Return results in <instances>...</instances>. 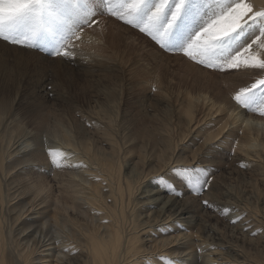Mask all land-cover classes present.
<instances>
[{"label": "rangeland", "instance_id": "374dc122", "mask_svg": "<svg viewBox=\"0 0 264 264\" xmlns=\"http://www.w3.org/2000/svg\"><path fill=\"white\" fill-rule=\"evenodd\" d=\"M49 1L50 5L46 6ZM56 1L43 0L40 17L41 26L34 34L27 26L21 25L6 33V38H0V56H4L3 59H0V102L8 104V114H16L20 122L29 126H32L31 122L34 121L32 119L34 114L30 112H36L39 109H45L49 116L56 115L59 119L62 117L67 119L78 130H85L90 126L84 117L94 113V111L101 112L103 110V114L115 120L120 115L122 120L118 124L122 125V131L117 132L118 138L114 136L118 146H120L119 153L115 155V158L124 163L132 157L141 168L139 170L144 169L146 173H152L153 168L148 164L158 158L159 147L168 136L174 134L177 141H180L177 126H179V120L185 118V111L192 95H197L203 87H208L205 92L217 93L219 89L224 90V87L229 90L230 85L227 86L230 84L229 80L236 75H239L243 81L235 88L239 86L251 88V85L257 80L264 79V71L252 70L254 72H251V70H245L243 59L241 66L236 69L229 68L228 62L225 61L234 56L238 50L243 53L242 47H247L246 44L248 43L252 45L251 49L256 50V37L261 30L259 22H249L228 39L221 41V46L210 54L213 59L196 48H188L212 20L231 6L225 2L229 0H168L165 9L155 18H151L152 13L160 0H144L141 8L134 15L133 25L126 23L128 17L120 19L119 13L110 15V13L122 11L127 0H88L90 4L85 5V8L89 7L90 17L76 15V22L73 25L66 27L67 29L61 26L60 36L55 33L54 24L51 25L54 20H50L53 17L52 14L48 15L49 10L53 7L52 11L58 13L60 9L77 3L78 6L75 10L81 12L82 2H87V0H77V2L71 0L73 4H69V0ZM58 1L60 2L58 3ZM262 1L261 5L264 6V0ZM247 2L249 3L250 0ZM58 5H62V8ZM257 10L260 9L256 8L255 10L253 7V12ZM247 19L248 16L243 17L240 23L243 24L244 20ZM91 20L92 22L89 23ZM145 26L151 35L162 43L163 47L140 31V28ZM76 33L77 36L75 37ZM84 34L89 39L88 43L82 38ZM54 36L55 38L62 36L60 38L61 43H55ZM70 39L71 41H69ZM260 39L264 40V37ZM14 41L30 42V46H21ZM68 41L67 50L72 53H74L72 50L77 47L86 50L87 53H96L99 57H103L104 53L109 50L113 62L103 63V67L98 70L94 68L88 70L84 66L85 62L89 60L88 55L82 57L74 53L72 59L55 57L53 53L64 47ZM114 44L119 47L118 51L113 52L111 50ZM17 50L20 54L16 53ZM165 50H175L176 52ZM189 52L192 54L189 55ZM16 56L19 58L17 59ZM201 61L204 63L202 64ZM209 64L212 66L209 67ZM248 75L249 77H247ZM199 81L204 85L195 89ZM263 96L264 85H260L252 89L244 98V106L237 102L229 103L233 105L235 103L240 110L246 113H251L250 109L253 112L263 113L261 115L263 117ZM202 103L205 104L197 103L194 107L198 118L204 119L200 126L201 129L199 128L201 133L194 136L195 134L192 132L188 136L187 142L183 141L182 145H189L191 149L204 147L198 149H202V159L205 160V157L208 159L206 161L209 162L212 170L206 169L202 164L200 167L196 163L199 169L197 167L193 176L194 180L192 178L188 181V179L182 178L172 171L170 175L166 176L165 173L163 176H157L158 179L155 178L154 183L151 181V184H157V187L163 189V187L169 186L171 182L175 184L178 191L187 190L189 197L199 199L200 205L201 200L205 199L207 196L205 194L209 190L212 193L207 192V194L212 197L218 198L219 196L222 200H234V203L245 210L239 212L242 213L239 219H230L227 216L229 210L228 212L222 210L215 212L212 208L201 205L206 208L198 211L199 215L201 213L202 221L200 220L199 223L190 227L191 234L195 239L199 238V234L204 236L201 237L200 235V238L208 237L209 239V232L203 228L212 225L220 237L210 246L217 244L221 250L225 249L224 251L228 254L226 253L224 256L227 255L229 262H235L236 255L227 249L226 245L242 249L250 261L254 259L257 264H264V147H261L262 153L259 157L251 156L249 158L245 152L247 157L239 149L240 137H238L239 139L235 138V142L232 138L229 142L226 136L223 137L222 140L224 141L218 143L219 148L216 147V141L213 140V142L209 141L204 144L206 133L215 130L213 128L216 125L213 124V127L211 123L206 124L207 121H211L206 115L208 113L206 104L209 102ZM225 104L226 102H218L222 108ZM217 106L214 110L217 109ZM76 108H81L82 111L75 112ZM221 113H214L212 119L217 120V117L218 121L229 119L227 110ZM167 122H170L171 127L176 132L167 134L165 130ZM232 127L233 125L228 126L226 131ZM135 131L142 132L145 136L133 138L131 134ZM243 132L244 130H240L238 134L242 136ZM222 136H219L218 139ZM154 140L155 142H153ZM174 143L176 146V140ZM150 144L154 145L155 149L151 157L147 159L143 156L151 151ZM126 151H129L127 153H131L133 156L126 154ZM217 153L220 156L218 159L215 158ZM125 155H127V159H124ZM211 161L213 163H210ZM39 171L40 173L42 171L44 175L46 174V178L53 184L60 179L58 176H54L55 170L50 171L49 168H44V170L40 169ZM123 171L122 169V173ZM202 173L210 175L208 177L209 183L205 186V191L202 194L193 195L194 185H196V183L194 184L195 178L200 181L205 178ZM165 176L166 181L164 180ZM1 177H3L2 174ZM178 183L182 185L179 187ZM220 183L225 184V186ZM197 203H191L193 209H199ZM231 210L232 213L237 212L236 204ZM243 218L247 223L250 221L249 224L253 226L251 227L255 229L254 231L251 230L250 232L251 228L249 231L239 228L238 220H243ZM161 234L159 231L155 236ZM196 250L195 257L198 262L204 258L205 251H211L210 247L207 249L197 248Z\"/></svg>", "mask_w": 264, "mask_h": 264}, {"label": "bare ground", "instance_id": "6f19581e", "mask_svg": "<svg viewBox=\"0 0 264 264\" xmlns=\"http://www.w3.org/2000/svg\"><path fill=\"white\" fill-rule=\"evenodd\" d=\"M225 2L232 5L234 0ZM249 3L255 7V10L256 8L262 10L264 7L261 5L262 0H250ZM69 4H73L71 0ZM82 4L81 12L75 10L78 6L76 3L73 6L64 7L65 9L57 8L58 13L52 11L51 5L52 9L49 10L48 15L52 14L53 19L47 18L54 20L50 24H54L57 35L60 36L62 27L66 28L76 22V15L90 17L89 7L85 8V5H89L90 2L87 0ZM47 5H50V1L46 3ZM60 6L62 8V5ZM60 38L54 36L55 40H53L56 41L55 43H61ZM82 38L88 43L89 39L85 34ZM111 50L118 51L119 47L114 44ZM251 50L261 51L257 47L256 50ZM72 51L82 57L88 55L89 60L84 64L88 70L92 68L98 70L103 67V63L113 62L109 50L103 57H99L96 53H87L86 50L77 47ZM0 57L3 59L4 56ZM16 58L19 57L16 56ZM60 58L64 59V57ZM251 72L254 71L251 70ZM241 81L243 79L236 75L229 80L230 84L227 85H230L229 90L224 87V90L219 89L217 93L205 92L208 87H203L199 89L197 95L191 96L185 118L179 120V126H177L180 141H177L174 134L163 141L159 147L158 158L148 164L153 168L152 173H146L144 169L139 170L141 168L132 157L124 163L115 158L120 146L114 136L118 134V131H122V125L118 124L122 120L120 115L115 120L103 114V110L94 111L87 116L84 114L90 126L85 130H78L67 119L63 117L59 119L56 115L49 116L45 109H39L36 112H30L34 114L32 127L20 122L16 114H8V104L1 101L0 264H169L170 261L175 260L176 264H202L203 262L205 264H257L254 259L250 261L242 249L226 245L227 249L236 255L235 262H229L227 255L224 256L227 253L225 249L221 250L217 244L210 246L220 237L212 225L203 228L209 232L210 240L208 237L200 238L199 233V238L195 239L191 234L190 227L201 220L202 216L200 212V215L198 214V211L206 209L203 207L212 208L215 212L229 210V215H226L230 219H239L242 214L239 212H243L244 209L234 203V200L224 198L222 200L219 196L212 197L207 194L211 192L209 190L205 194L207 195L205 199L201 200V205H204L202 204L204 200L210 203L202 207L199 199L187 195V190L179 191L184 196L183 199H178L175 194H169V186L161 189L156 186L157 184H153L154 186L151 184L155 178L158 179L157 176H163L165 173L166 176L172 174L173 166H191L198 163L199 166L202 164L206 169L212 170L211 165L206 161L208 159L206 157L205 160L202 159L204 147L201 146L200 150L198 148L201 147L191 149L189 145H182L192 132L194 136L201 133L199 128L204 119L201 120L195 114L194 107L197 103L209 102L206 104L208 108L206 115L211 121H207L206 124L219 126L217 128L213 125L215 130L206 133L204 144L213 140L219 148L218 143L224 141L223 137L226 136L229 142L231 138L235 142V138L240 137L239 149L243 151V154L245 152L249 158L260 156L261 147H264V115L261 117L263 113L253 112L251 109L252 114L246 113L235 103L234 105L229 103L236 102L234 97L242 87L235 88V86L241 84ZM203 85L199 81L195 89ZM218 102H226V104L222 108ZM216 106L217 109L214 110ZM254 109L257 108L254 107ZM224 110L228 111L229 119L224 121L223 119L218 121V117L217 120L212 119L214 113L222 114ZM74 111H82V109L76 108ZM232 125L233 127L226 131V128ZM165 130L167 134L176 132L170 122L165 124ZM240 130H244L242 136L238 134ZM131 135L133 138L145 136L139 131ZM221 135L223 136L218 139ZM150 149L151 151L147 152L144 158L151 157L155 146L150 144ZM51 150L57 153L56 164H53L52 158L48 155ZM127 152L129 151L125 153L133 156ZM215 158H220L218 153ZM215 158L213 157L214 161H216ZM124 159H127V155ZM212 161L210 163H213ZM44 168H49L50 171L55 170L54 176H58L59 181L55 184L51 183L46 178V174L39 171ZM196 179L194 184L197 183ZM178 184L179 187L182 185ZM220 184L225 186L223 183ZM217 185L215 187H218ZM190 198L192 199L189 200ZM192 202H196L199 209H193ZM235 204L238 210L232 213L235 210L232 211L231 208ZM177 205L181 206L179 215L174 212ZM238 221L239 228L248 231L251 228L250 232L255 230L249 224L250 221L247 223L244 218ZM159 231L162 234L156 237ZM201 237L204 236L201 235ZM209 247L210 252L201 250L205 254L201 262H198L195 250Z\"/></svg>", "mask_w": 264, "mask_h": 264}, {"label": "snow or ice", "instance_id": "6c2138e0", "mask_svg": "<svg viewBox=\"0 0 264 264\" xmlns=\"http://www.w3.org/2000/svg\"><path fill=\"white\" fill-rule=\"evenodd\" d=\"M42 3L43 0H0V38H6V33L21 25L27 26L33 34L37 32L41 26L40 17L42 11ZM143 3L144 0H127L126 6L122 11L113 12L110 13V15L119 13L120 19L128 17L129 19L126 20V23L129 25H133L134 15L137 10L141 8ZM167 3L168 0H160L158 6L152 13L151 18L158 17L167 6ZM245 16H248V19L244 20L243 24H241L240 21ZM91 22L92 20L89 23ZM249 22H259L261 25L260 33L256 37L257 48H259L261 51H251L252 45L248 43L246 44L247 47H242L244 49L243 53L238 50L237 52H235L234 56H231L225 61L228 62L229 68L236 69L241 66V61L243 59L245 70L264 71V40L260 39L261 37H264V10H257L253 12V7L250 3L247 2V0H235V3H233L225 12H222L218 17L212 20L197 35L194 43L191 44L188 48H196L198 51L208 54L209 57L213 59L210 54L221 46V41L228 39ZM140 31L146 34L147 37H149L154 42L160 44L161 47H163L162 43L156 40V38L151 35L146 26L140 28ZM74 36H77V33ZM69 41H71V39ZM69 41L64 47L55 51L53 55L55 57L73 58L74 53L67 50ZM14 43H18L21 46H30V42L26 41L25 43H21V41H14ZM169 52L176 51L171 50ZM188 54L191 55L192 53L189 52ZM201 63L203 64L204 61H201ZM208 66L211 67L212 65L209 64ZM260 85H264V79L257 80L251 85V88H241L234 97L235 101L241 106H244V98L252 91V89ZM48 155L52 158L53 164H56V151L51 150L49 151ZM197 167L198 166L196 165H193L191 167L173 166L171 170L174 171L178 176L191 180L195 175ZM202 175H204L205 178L202 181H197L195 190L192 193L193 195L202 194L203 191H205V186L209 183L208 177L210 175L206 173H202ZM161 181L164 182V180ZM169 188V194H175L178 199H183V193L179 192L176 189L175 184L170 183ZM202 203L207 206L210 202L204 200L202 201ZM180 207V205H177V209L174 210L176 215H179ZM169 264H176V260L170 261Z\"/></svg>", "mask_w": 264, "mask_h": 264}]
</instances>
